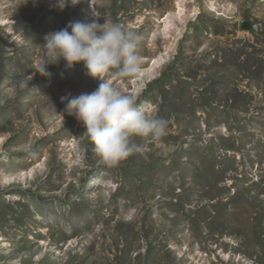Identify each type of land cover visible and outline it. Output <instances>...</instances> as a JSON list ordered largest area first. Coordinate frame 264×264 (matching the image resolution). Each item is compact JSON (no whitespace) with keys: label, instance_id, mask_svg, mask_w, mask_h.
<instances>
[{"label":"rangeland","instance_id":"obj_1","mask_svg":"<svg viewBox=\"0 0 264 264\" xmlns=\"http://www.w3.org/2000/svg\"><path fill=\"white\" fill-rule=\"evenodd\" d=\"M43 10L65 17L40 29ZM69 18L118 23L139 38L141 74L109 78L135 96L150 118L156 117L157 104L138 103L180 51L178 69L184 78L186 70L203 79L198 65L209 66L236 45L259 55L264 64V0H79L75 5L69 0L64 10L56 0H0V264H259L245 240L246 219L236 224L237 235L220 237L206 223L192 226L173 213L162 192L184 193L182 175H171L166 167L181 150L186 161L185 151L195 139L201 148L215 139L217 155L227 157V167H237L236 179L226 182L229 195L254 182L264 189V69L253 68L247 78L237 79L233 70L229 83L218 80L220 91L236 82L250 95L244 111L233 113L217 103L220 109L211 114L213 122L222 114L232 131L224 123L209 130L208 115L198 109L197 131L184 137L186 142L134 137L140 151L109 166L83 135L82 124L64 112L61 99L90 93L99 80L84 66L56 81H45L38 72L49 60L44 37ZM247 21L253 23L250 31L241 27ZM196 91L190 89L197 99ZM226 110L229 115L222 113ZM191 119L186 114L180 125L171 120L166 136L182 134ZM220 144L238 151L221 150ZM186 176L191 184L192 172ZM193 198L187 209L197 205Z\"/></svg>","mask_w":264,"mask_h":264},{"label":"trees","instance_id":"obj_2","mask_svg":"<svg viewBox=\"0 0 264 264\" xmlns=\"http://www.w3.org/2000/svg\"><path fill=\"white\" fill-rule=\"evenodd\" d=\"M41 13L43 17L38 23L40 25L38 28L40 29L45 27L47 22L59 21L58 19L64 16V13L59 15L57 13H50L47 10H43ZM69 22H71L70 18L67 22L60 23L53 29L55 31L60 30L66 27ZM61 24L64 25L60 26ZM1 42L2 40L0 38ZM181 52L167 66L161 76L149 84L138 105L148 101L156 103L158 107L156 117L168 120L169 126L173 119L174 122L180 125L186 114L192 117L187 122V128L182 134L178 136L170 134L162 137V140L168 143H171V141L173 143H179L184 137L192 136L191 131H197L194 123L197 119L198 109L203 110L208 115L205 123L206 128L209 130L224 123L232 131L233 127L231 126V122L223 119L222 114H219L220 117L214 122L212 121L211 114L220 109L218 107L220 105L217 103L226 104V107L233 113L244 111L247 109L250 95L241 91L236 82H233V86H228L226 89L220 91L218 80L227 78L228 81L226 83H229V77L233 70H235L233 74H236V79L237 76L247 78V71L251 73L257 70L263 73L262 69L264 67L260 66H264L262 64L263 60L259 58V55L249 53L245 46L240 48L236 45L232 48L225 49L221 56H217L209 62V66L205 64L198 65V75L200 70L205 72L203 79L198 80L195 76L197 73H188L185 70L186 78L180 75L178 66L182 57ZM0 55L2 56L1 51ZM220 60L221 62H219ZM46 63L54 62L48 60ZM80 66L84 65L81 63L69 68L61 60L57 64L48 65V75L43 74L41 79L45 81H56L61 76L67 78L69 76V72L67 71L79 68ZM253 68L255 70H252ZM191 79L196 80L192 82ZM191 88L197 90V99L190 92ZM222 92H225L224 97H221ZM159 99H161L160 103ZM196 101L200 102L195 103ZM222 113L229 115L228 110ZM220 140L221 143L226 141L225 138H221ZM184 141L186 142L185 139ZM214 141L215 139H212L206 148H201L196 145L197 140L195 139L191 146H189V149L185 151L186 155H188L186 161L182 160L184 155L183 150L177 152L175 154L176 158L166 169L171 175L177 173L182 175L181 180L183 183L181 187L184 193L182 195L175 194L173 191L170 193H162L166 195L167 198L165 199L170 198L168 206L173 213L184 216L186 220L190 221L192 226L199 223H206L209 228L213 229V233H217L220 237L226 234L237 235L235 232L237 229L236 224L241 219H246L248 232L246 233L245 240L252 250L250 257L255 258L256 255L255 261L259 264H264V201L260 200V196L264 195V189H261L260 182H254L250 187L238 190L233 195H229L231 187L227 186L226 182L236 179V176L233 175L237 173V167H227L226 161L229 160L226 156L217 155L215 150L217 145ZM219 146L221 150L238 151L235 145L224 147V144H220ZM147 170L152 172L153 167H148ZM190 172H192L191 184L189 180H186V175ZM231 186H234V183ZM254 191H256L254 194L255 197L251 200L249 196ZM194 195L197 197V205L194 209H187V207L194 204ZM250 208L254 212H249ZM73 214L80 217L84 216V213L77 214L76 210L73 211Z\"/></svg>","mask_w":264,"mask_h":264},{"label":"clouds","instance_id":"obj_3","mask_svg":"<svg viewBox=\"0 0 264 264\" xmlns=\"http://www.w3.org/2000/svg\"><path fill=\"white\" fill-rule=\"evenodd\" d=\"M75 5L79 0H70ZM69 0H56V7L64 10ZM92 16H97L94 12ZM138 37L118 23L103 24L96 19L75 20L44 37V48L50 61L39 73L48 75L47 67L61 60L69 68L83 64L87 75L99 80L90 93L62 97L64 112L74 116L85 129L97 156L109 166L126 160L140 147L134 137L160 140L167 135L168 120L149 117L136 97L115 86L109 74L135 78L142 72L143 60L138 53ZM63 115V114H62ZM26 151L31 152L26 146ZM167 151V150H165ZM35 154V153H31Z\"/></svg>","mask_w":264,"mask_h":264},{"label":"water","instance_id":"obj_4","mask_svg":"<svg viewBox=\"0 0 264 264\" xmlns=\"http://www.w3.org/2000/svg\"><path fill=\"white\" fill-rule=\"evenodd\" d=\"M241 27L244 31H250L253 28V23L250 21H247L243 23Z\"/></svg>","mask_w":264,"mask_h":264}]
</instances>
